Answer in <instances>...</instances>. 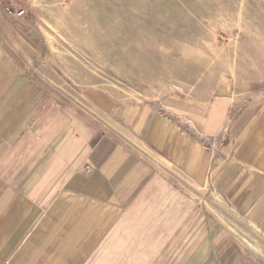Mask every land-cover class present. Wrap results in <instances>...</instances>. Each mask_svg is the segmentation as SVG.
Instances as JSON below:
<instances>
[{
    "label": "crops",
    "instance_id": "0c3cea01",
    "mask_svg": "<svg viewBox=\"0 0 264 264\" xmlns=\"http://www.w3.org/2000/svg\"><path fill=\"white\" fill-rule=\"evenodd\" d=\"M37 35L0 0V264H264V102L226 128L199 106L213 150L161 109L64 95Z\"/></svg>",
    "mask_w": 264,
    "mask_h": 264
},
{
    "label": "rangeland",
    "instance_id": "374dc122",
    "mask_svg": "<svg viewBox=\"0 0 264 264\" xmlns=\"http://www.w3.org/2000/svg\"><path fill=\"white\" fill-rule=\"evenodd\" d=\"M3 1L37 29L43 74L81 103L84 92L96 91L129 115L161 109L216 150L218 139L193 116L199 106L226 102V128L264 102V0ZM165 101L183 113L165 110Z\"/></svg>",
    "mask_w": 264,
    "mask_h": 264
},
{
    "label": "built area",
    "instance_id": "2783aa9c",
    "mask_svg": "<svg viewBox=\"0 0 264 264\" xmlns=\"http://www.w3.org/2000/svg\"><path fill=\"white\" fill-rule=\"evenodd\" d=\"M7 12L9 16H14L16 18H22L26 15V12L24 10L17 9L15 7H13L12 9H8Z\"/></svg>",
    "mask_w": 264,
    "mask_h": 264
}]
</instances>
